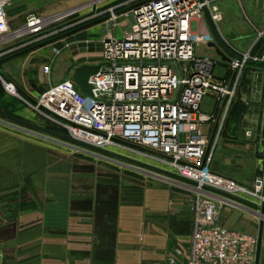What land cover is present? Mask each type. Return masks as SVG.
I'll list each match as a JSON object with an SVG mask.
<instances>
[{
  "label": "crops",
  "instance_id": "crops-1",
  "mask_svg": "<svg viewBox=\"0 0 264 264\" xmlns=\"http://www.w3.org/2000/svg\"><path fill=\"white\" fill-rule=\"evenodd\" d=\"M24 1L13 0L7 7L8 14L15 17L23 11ZM141 1L30 0L31 11L39 15L74 11L70 20L91 23L73 33L60 31L46 41L23 47L21 41H0V203L7 198L14 202L19 196L27 201L25 209L20 204H11L14 212L23 211L18 219L13 218L15 232L9 227V231L6 227L0 231L2 264L12 242L19 248L16 253H20V259L40 258L41 264H167L170 257L180 250L187 251L192 244L194 214L187 200L192 196L191 190L178 184L146 182L119 170L106 171L109 177H102L99 171H74L80 161L64 150L76 148L63 135L55 133V123L45 114V108L37 110L30 103H35L52 85L73 79L79 65L103 63L101 57H95L100 54L104 32L101 21L112 10L120 13L118 8L132 7ZM39 3L47 4L48 8L45 4L44 8L38 6ZM213 5L222 13L220 22L216 24L210 13L205 12L193 23L195 30L212 34L226 57L245 52L254 56L264 54V0H213ZM83 16L86 17L82 19ZM120 22L127 23L126 19ZM112 33L121 37L122 25L113 27ZM198 51L218 59L213 81L230 85L234 71L217 48L209 43ZM48 64L51 72L45 74L43 67ZM259 68L264 69V62H251L237 75L234 96L225 108V97L220 99L218 91L209 90L205 95L202 112L216 116L212 128L208 127L211 123L204 125L205 135L209 133L211 137L217 120H222L214 140L216 145L219 142L237 148L240 144L257 146L261 142V138L258 144L255 139L264 92V73ZM2 78L13 82L20 96L9 93ZM239 90L243 97L228 127L232 138H227L223 129ZM260 129L262 133L264 119ZM152 167L163 173L174 172L173 168L168 172L160 166ZM234 174L235 177H229L251 183L249 177ZM245 199L261 208L259 199ZM257 220L258 235L260 219ZM222 223L238 229L228 219ZM25 250H29V255ZM22 253L25 255L21 257ZM260 264H264V232Z\"/></svg>",
  "mask_w": 264,
  "mask_h": 264
},
{
  "label": "built area",
  "instance_id": "built-area-1",
  "mask_svg": "<svg viewBox=\"0 0 264 264\" xmlns=\"http://www.w3.org/2000/svg\"><path fill=\"white\" fill-rule=\"evenodd\" d=\"M12 1L0 0L1 42L21 41L23 47L46 41L73 25L67 24L73 11L52 16L30 11L15 28L7 11ZM205 12L216 24L222 19L213 0H143L126 13L127 23L118 22L112 10L103 21L100 54L105 65L90 78L94 97L68 78L30 103L37 110L45 108L60 134L77 149L112 154L107 150L112 146L173 167L171 173H150L193 192L187 200L192 204L194 226L189 253L179 251L168 259L169 264H255L258 235L225 226L222 216L235 209L260 218L261 208L243 195L259 199L262 205L264 179L259 177L247 188L235 178L214 172L208 159L204 125L216 116L202 112L201 103L209 90L218 91L220 99L228 95L229 103L235 90L213 81L218 59L197 51L215 41L209 32L193 28ZM119 25L121 37L112 33ZM251 62H264V54L240 53L227 63L238 75ZM43 72L50 74V64ZM2 80L9 93L20 96L13 82Z\"/></svg>",
  "mask_w": 264,
  "mask_h": 264
},
{
  "label": "rangeland",
  "instance_id": "rangeland-1",
  "mask_svg": "<svg viewBox=\"0 0 264 264\" xmlns=\"http://www.w3.org/2000/svg\"><path fill=\"white\" fill-rule=\"evenodd\" d=\"M26 3V5L24 4L23 11L18 12L15 14V17H13V27L17 28L20 25H22V23L24 22V17L26 16V14L28 12H30L32 9L31 7V2L30 0H25L24 1ZM40 7H42L45 3H39ZM46 9L48 8V5L45 4ZM108 5V4H107ZM111 7V5H108ZM44 8V6H43ZM75 8V7H74ZM131 7L128 8H118V10H120V13L118 14V22H120L121 20L124 21V19H126V13L129 11ZM73 9V8H72ZM74 13V11L72 12V14ZM85 13V12H84ZM44 16H52V14H47ZM109 14V13H108ZM76 16H79V14H76ZM106 16V15H105ZM103 15V18L105 17ZM86 17L83 16L82 19ZM107 17H109V15H107ZM107 17L101 21V23L103 21H105L107 19ZM74 18L72 16H70V19ZM81 19V20H82ZM78 21V20H77ZM77 21H72L70 20L69 23L67 24H73L72 26L67 28L66 32H70L73 33V31H77L79 30L81 27H86L85 25H88L90 22V20L88 22H78ZM76 22V23H74ZM103 35V34H102ZM98 49L97 51L100 49L99 45H97ZM89 49L92 50L93 48L90 47V45H88ZM96 49V48H94ZM198 51V50H197ZM199 52V51H198ZM96 58L101 57V54H96L95 56ZM264 119V116H263ZM52 120V119H51ZM53 121V120H52ZM221 119H220V123H221ZM215 122H211L210 128H212L213 124ZM58 124L55 123V133L58 134L60 132H62L61 130H59L57 128ZM221 127V126H220ZM209 128V131H210ZM60 131V132H59ZM56 140H58V136H55ZM206 137L208 139V146L211 140L210 134L208 133V135L206 134ZM258 137H256L255 139L257 140ZM62 139V138H61ZM66 139L69 143L72 144V146H74L75 144L73 143V141H69L67 138H63ZM216 139V138H215ZM261 142L257 145V146H246L243 144H240L239 146H235L237 148H233V147H226L224 145H221V143L218 142V144H215V141L212 143V146L210 148V151L208 152V158L211 162V167H213V169L215 171H217V173L222 174V175H228V176H233L235 177L236 174L234 173H238L241 174L242 176H247L249 177V179H251V183H248L246 180L243 181L244 183H242V185H244L247 188H252L255 185V181L259 178L262 177L263 173H264V158H262L261 155H264V130L261 133ZM75 147V146H74ZM76 148V147H75ZM107 150L111 151V153H107L101 150H90V152L84 151V150H80V149H71L70 152L64 150V153H69L70 156L76 157L78 159V161H80V165L76 166L75 168H73L74 171H78V172H84V171H99V173L102 175V177H109L108 173L106 171L108 170H119V171H124L126 173H133L134 175H136V178H144L146 180V182L150 181V182H155V183H159L161 185H165L168 186L169 183L170 184H176L173 183L171 181H166L165 178H162L160 176L151 174L150 172H154V173H158V174H162L163 172L156 170V168H153L152 165L155 166H160V168L164 169L166 168V170L172 171L171 166L163 164V163H159V162H155L153 161V159L151 160L150 158L146 157V154H142L140 152H131V151H126V150H121V148H113L112 146H110ZM142 152L146 153V151L141 150ZM86 162V163H85ZM85 163V164H84ZM170 186V185H169ZM172 187V186H171ZM173 188V187H172ZM243 197H247V198H255L253 196H249L248 194L243 195ZM41 199V198H40ZM5 201V200H4ZM14 203L16 205H21L23 209L25 204L27 203L26 201V197H16L14 199H9L7 198L6 202H1L0 203V231L3 228H11L10 230L12 232H15V225L16 222L13 221L14 216H16V218L18 219V217L20 216V214L23 211H17L14 212V210H12L11 204ZM40 204H43L42 201H40ZM40 215H43V212L39 211ZM39 217V216H38ZM259 216L258 215H254L252 213H244L240 210H235L233 209V211H230L227 215L224 214L222 216V221H224L225 219H228L231 221V224L233 223L234 226H236L238 228V230H243V231H247L253 234L257 233V218ZM41 218V217H40ZM260 219V218H258ZM255 221V222H254ZM249 223V224H247ZM18 224V223H17ZM248 226H245V225ZM8 229H5L7 231H9ZM20 228H17V230H19ZM4 231V229H3ZM8 246L10 249L7 251V254H5V258L6 259V263L7 264H41V262H43L40 258L39 259H20V253H16L18 252L17 249L19 250L18 246L15 245V242L10 243ZM191 247V244H190ZM190 247L188 248L187 251H182L184 254H188L190 251ZM12 248V250H11ZM27 252V255H29V250H25ZM25 255L24 253L21 254ZM37 254H35L34 256H36ZM0 262L2 263V256L0 254ZM167 264H169L167 262Z\"/></svg>",
  "mask_w": 264,
  "mask_h": 264
},
{
  "label": "water",
  "instance_id": "water-1",
  "mask_svg": "<svg viewBox=\"0 0 264 264\" xmlns=\"http://www.w3.org/2000/svg\"><path fill=\"white\" fill-rule=\"evenodd\" d=\"M211 45L217 48L218 54L223 56L224 59H226L227 61H229L231 59V58L226 57L224 55V52L217 46L216 42H212ZM104 65H105V63H98V64L83 63V64H81L75 68V71L73 74V80L76 82V84L78 85L81 92H83L84 94H86L90 97H94V91H93L94 87H93V84L90 82V78H91V76L96 75ZM258 71L264 73V69H262V68H259ZM177 75H178V78L181 77L179 72H177ZM236 78H237V74L234 73L232 76L231 83L229 85L230 89H232L234 87V84L236 82ZM179 89H180V85H178V87H177L176 95L174 96L173 100H175V98L179 92ZM263 91H264V89H263ZM242 97H243V93L241 90H239L238 91V97H237L235 103L233 104V106L230 110L229 117L227 118V121L225 123V127L223 129V136L224 137L232 138V136L228 132V127H229V124L231 122V117H232L233 113L240 108ZM228 100H229V96L227 95L223 100V108H225L226 105L228 104ZM263 116H264V92H263L262 99L260 101V127L258 130L259 131L258 132V138L256 141L257 144L259 143V140L261 138V129L260 128L262 125ZM220 126H221L220 119H218L216 124H215V128H214L213 134L211 136V140H210L207 152L210 151V148H211L212 143L214 142V140L216 138V135L220 129ZM263 232H264V201L262 202V205H261L260 226H259V233H258V245H257V251H256V262H255V264H260V257H261L262 243H263ZM3 264H7L5 260H3Z\"/></svg>",
  "mask_w": 264,
  "mask_h": 264
},
{
  "label": "flooded vegetation",
  "instance_id": "flooded-vegetation-1",
  "mask_svg": "<svg viewBox=\"0 0 264 264\" xmlns=\"http://www.w3.org/2000/svg\"><path fill=\"white\" fill-rule=\"evenodd\" d=\"M261 156H263V157H264V155H261Z\"/></svg>",
  "mask_w": 264,
  "mask_h": 264
}]
</instances>
